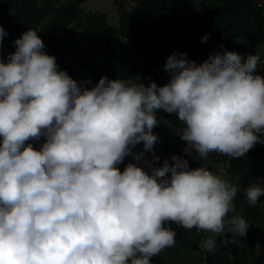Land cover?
<instances>
[{
	"label": "clouds",
	"instance_id": "clouds-1",
	"mask_svg": "<svg viewBox=\"0 0 264 264\" xmlns=\"http://www.w3.org/2000/svg\"><path fill=\"white\" fill-rule=\"evenodd\" d=\"M4 35L0 26V43ZM15 44L0 60V264H152L175 245L166 222L210 233L201 242L208 252L218 239L247 236L238 188L185 157L239 159L264 144L260 51L225 49L199 64L174 52L162 86L103 76L89 88L59 70L37 31ZM160 110L184 124L185 155L121 171L126 156L143 157L137 144L152 152ZM42 137L37 149L31 141ZM245 195L256 205L264 181Z\"/></svg>",
	"mask_w": 264,
	"mask_h": 264
},
{
	"label": "rangeland",
	"instance_id": "rangeland-1",
	"mask_svg": "<svg viewBox=\"0 0 264 264\" xmlns=\"http://www.w3.org/2000/svg\"><path fill=\"white\" fill-rule=\"evenodd\" d=\"M3 1L0 0V4ZM140 1L144 0H84L77 6V16L81 21L89 19L91 16L104 19V24L111 32L110 34L113 36L114 43L116 44V49H110L106 53V57H109L113 62H117V55L123 58V65L130 67V71H127L126 80H132L137 83L141 80V82L147 85L149 78H151L158 85H164L167 83L166 72L164 71L167 57L173 51L180 53L186 52L190 61H195L197 64L204 62L210 54L216 53L218 48L204 47L198 43L197 37L194 34L202 31L214 34L218 30L224 32L219 41V48H225L228 51H234L236 49L242 50V57L244 58L249 54H255L257 51H260L261 66L257 70V73L264 76V51H262L264 50V37H262L264 33H261L259 37L256 36L253 38L247 29L245 32H241L239 28L229 25L225 17L224 9L221 6L222 2L226 0H191L187 7L184 6L187 4L186 0H151L157 9L156 13H160L161 16L157 19L152 18L144 22L145 24L143 25L138 21L145 19L144 16L147 11H143L146 8H143ZM175 7L179 8L178 12L185 21V26L182 27L186 29L183 35L184 40H181L171 53L165 52L160 55L159 69L154 77L150 75L141 79L142 73L140 75V72L137 71L132 74L131 71L137 70L142 66V62H145L144 57L149 58L151 46L148 44L147 39L142 38L133 54L131 50L134 46L131 44L135 38L138 40L142 28H145L151 34V37L153 34H157L159 26H150V24L156 20H163L164 15ZM52 14L48 12L40 21V26L42 25L43 27L46 25ZM100 15L104 17L101 18ZM187 26H189V29ZM246 27L249 28V25H246ZM63 29L70 36L79 38L84 31L83 26L75 18L66 28L60 25L58 27L51 26L47 28V33H52L55 37H61L63 35ZM72 42H74L73 38ZM88 46V40L82 39L76 46H67V50L69 52L84 51ZM110 79L114 78L110 77ZM157 117L160 124L153 129V132L158 136V141L153 146L152 152H146L144 150L143 142L132 148L133 153H143V157L141 158L142 163L138 166L144 167L146 170H149V165L155 166L154 156H158L164 161L173 155H185L183 149L186 146V142L179 135L184 128V124L178 120L175 114H168L163 110L158 111ZM31 143L38 149L40 144L43 143V137L40 141H31ZM257 145L261 144L258 143ZM125 158H130L135 161L133 155H128ZM185 158L188 161L194 160L190 156H186ZM230 158L226 155H220L217 152H211L206 159H201V167L227 180L233 186H236L238 188L237 192H239L241 191L240 187L228 175L229 164H231ZM120 164L117 167L121 170ZM262 180H264V177L261 176L256 180V183H261ZM235 206L237 212L250 225L246 237H223L225 240H232L227 246L222 245L218 239L217 246L212 252H208L202 247L199 251L195 252L186 250L182 246L178 247L175 242L173 247L164 249L158 256L153 258L159 264H209L213 256L219 257L220 264H264V201L258 202L252 209L246 204ZM231 215L233 213L229 214V216ZM206 234L207 236L210 235V233ZM192 235L199 236L198 242L200 246L201 242L206 238L198 231L192 232Z\"/></svg>",
	"mask_w": 264,
	"mask_h": 264
},
{
	"label": "trees",
	"instance_id": "trees-1",
	"mask_svg": "<svg viewBox=\"0 0 264 264\" xmlns=\"http://www.w3.org/2000/svg\"><path fill=\"white\" fill-rule=\"evenodd\" d=\"M82 1L84 0H4L0 4V26L4 28L6 35L3 36L2 43H0V60L7 63L10 55L16 51L15 41L21 37L22 33L32 29L37 31L43 40L45 44L44 51L49 55L55 56L59 70L66 71L72 79L83 87L90 88L103 76H107L109 79L110 77L126 79L127 71H130V67L123 65V58L117 55V62H113L109 57H106V53L110 49H116V44L110 34L111 32L104 24V19L91 16L89 19L79 20L77 6ZM190 2L191 0H188V2L186 0L187 4L184 6L187 7ZM140 4L143 8H146L143 11H147L144 16L145 19L138 21L142 25L152 18L157 19L161 16L160 13H156L157 9L151 0L140 1ZM221 6L224 9L229 25L239 28L241 32H245L247 29L253 38L259 37L261 33H264L260 11L254 6L253 0H226L222 2ZM178 11L179 8L175 7L164 15L163 20H156L151 23L150 26H159L157 34H153L152 37L145 28L140 30L138 40L135 38L131 44L134 46L131 52L134 54L142 38L147 39L148 44L151 46V52L149 51V58L144 57L145 62H142V66L139 69L131 71L132 74L138 71L140 75L142 73L141 79L150 75L154 77L159 69L160 55L165 52L171 53L179 42L184 40L183 35L186 29L182 27L185 26V21L181 18ZM48 12L53 14L46 25L42 27V25L40 26V21ZM100 16L101 18L104 17ZM75 18L78 19L84 29L80 38L70 36L64 29L61 37H55L52 33H47V28L51 26L58 27L60 25L66 28ZM246 25H249V28ZM187 28L189 29V26ZM196 33L194 35L197 37L198 43L207 48L216 47L218 48L217 52L223 53L225 48H219V41L224 32L218 30L214 34H209L206 31ZM205 35H209V38L202 43L201 40ZM72 38L74 42H72ZM82 39H87L89 42V46L84 51L69 52L67 50V46H76ZM234 52L243 56L242 50L236 49ZM121 69L122 71H120ZM166 77L168 82L169 73L167 72ZM230 159L231 164H229L228 175L241 189V191L237 192L233 202L235 205L246 204L252 209L257 204L254 206L249 205L245 190L249 185L256 183L259 177H264V144L256 145L242 158ZM128 163L140 165L142 159L133 161L130 158H124L120 164L122 171ZM162 164L163 160L161 159L159 162L155 161V166H161ZM201 164V159L189 161L191 169L201 167ZM260 201H264V196L260 197L258 202ZM165 227H170L175 231V242L178 247L182 246V248L194 252L201 249L198 242L199 236L192 235V232L197 231L195 228L186 230L173 222H166ZM200 233L207 237L206 233ZM152 264L159 263L152 258ZM209 264H220L219 257H211Z\"/></svg>",
	"mask_w": 264,
	"mask_h": 264
},
{
	"label": "built area",
	"instance_id": "built-area-1",
	"mask_svg": "<svg viewBox=\"0 0 264 264\" xmlns=\"http://www.w3.org/2000/svg\"><path fill=\"white\" fill-rule=\"evenodd\" d=\"M254 6L260 11L261 24L264 26V0H253Z\"/></svg>",
	"mask_w": 264,
	"mask_h": 264
}]
</instances>
